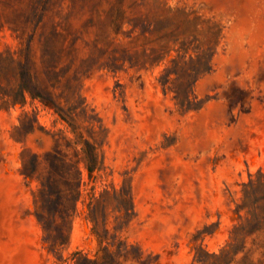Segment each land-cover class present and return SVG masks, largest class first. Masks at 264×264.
<instances>
[{
    "label": "rangeland",
    "instance_id": "obj_1",
    "mask_svg": "<svg viewBox=\"0 0 264 264\" xmlns=\"http://www.w3.org/2000/svg\"><path fill=\"white\" fill-rule=\"evenodd\" d=\"M109 254L264 264V0H0V264Z\"/></svg>",
    "mask_w": 264,
    "mask_h": 264
},
{
    "label": "trees",
    "instance_id": "obj_2",
    "mask_svg": "<svg viewBox=\"0 0 264 264\" xmlns=\"http://www.w3.org/2000/svg\"><path fill=\"white\" fill-rule=\"evenodd\" d=\"M86 154L90 156L89 158V161L87 163V168L90 172H92L94 170V167H95V158H94V152H93V148L90 149V150H85ZM94 161V162H93ZM82 174L81 170H80V175ZM81 181H82V178L80 177L79 178V186L77 188V194L80 195V185H81ZM78 198L79 196H76L75 198V204H77V201H78ZM233 241H229L227 243V246L225 248L222 249V251L215 255L216 257L220 258L222 256H224V254H226L225 252H227L228 248H231V246L233 245ZM80 252H75L74 255H79ZM238 252H234V255H237ZM75 264H123L121 263L120 261H118L117 259H115V257L111 254L109 255H106V256H98L96 258H90L88 256H84V257H81L79 259H76L75 260Z\"/></svg>",
    "mask_w": 264,
    "mask_h": 264
}]
</instances>
